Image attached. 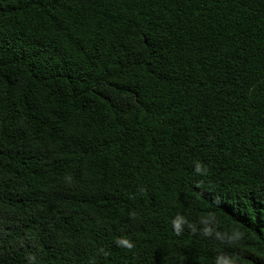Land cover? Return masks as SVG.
<instances>
[{
    "label": "trees",
    "instance_id": "obj_1",
    "mask_svg": "<svg viewBox=\"0 0 264 264\" xmlns=\"http://www.w3.org/2000/svg\"><path fill=\"white\" fill-rule=\"evenodd\" d=\"M0 264H264V0H0Z\"/></svg>",
    "mask_w": 264,
    "mask_h": 264
}]
</instances>
